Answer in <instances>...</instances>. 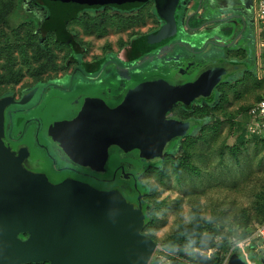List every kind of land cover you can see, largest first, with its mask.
Instances as JSON below:
<instances>
[{
	"label": "rangeland",
	"instance_id": "obj_1",
	"mask_svg": "<svg viewBox=\"0 0 264 264\" xmlns=\"http://www.w3.org/2000/svg\"><path fill=\"white\" fill-rule=\"evenodd\" d=\"M192 1L185 0L180 9V15L184 18L186 16L188 19L192 11ZM37 2L0 0V97L8 94L21 97L35 86L42 85L40 89L36 88L30 100L11 105V120L9 118L6 121L5 134L13 145L17 144H14L8 132L11 137L22 138L21 141L18 139L19 144H27L32 158L40 160L49 173L55 174V168L67 162L60 158L44 134V109L54 95L69 97L66 95L69 92L62 87L72 86L76 82V88L72 89L76 91L82 88L79 87L82 84L80 81L86 83L85 80H89L84 73H80L83 63L114 59L116 56L121 57L108 67L117 74L131 67L138 77L157 73L168 76L172 74L169 66L159 68V61L148 55L160 49L169 50L171 46L165 47V44L145 54L146 58L142 55L126 62L122 58L125 53L123 48L130 45L135 37L153 31L162 22L154 4L148 3L144 8L129 12L108 6L89 9L68 25L83 49L82 65H79L71 60L70 48L58 40L55 33L42 35L40 27L48 11ZM198 3L197 9L202 10L191 20L192 27L180 25L176 48L172 52L166 50V54L171 52L178 57L174 64H179V71L186 69L193 58L205 63L214 56L225 57L227 50L222 40H232L230 36L214 33L220 25L216 29L214 25H208L201 31L193 32L192 28H202L204 21L219 19V15L224 18L226 15L219 11V7L216 8L214 0H198ZM201 38L207 40L208 44L202 47ZM192 41L195 48L190 50ZM164 59L170 58L165 56ZM259 63V66L264 64L263 56ZM193 73L194 70L185 73V76H193ZM104 76L99 75L100 81L94 84L103 85ZM71 78L74 83L67 81ZM105 82L114 85L117 81L112 77L109 80L106 78ZM263 93L264 85L253 71H247L221 85L218 105L210 112L212 115L209 112L205 115L203 122L208 127L216 128H206L204 131L197 129L194 133L195 143L187 137L181 139L170 152L172 157L169 160L141 176L143 183L149 187L144 198L155 218L143 232L157 242L148 264H152V261L155 264H172L175 259L181 258L192 262L197 251L206 252L212 257L219 253L226 259L233 250L237 251L239 241L252 237L264 224V142L252 140L243 127L249 120L248 113L244 112ZM21 99L16 98L17 101ZM60 102V99L52 102V109ZM203 105L195 103L194 107L204 109ZM180 111L181 108L177 106L170 114L177 116ZM64 115L61 112L56 117ZM185 158L191 167L182 168L176 173L173 161ZM121 164V158L113 155L109 170L105 174H94L93 181L120 184L117 182V170ZM161 174H164L162 180ZM181 224L186 226L191 241L182 247L171 246L169 237ZM256 246L254 243L246 249L254 264H262V251L255 250ZM238 253L242 259L245 258L241 251Z\"/></svg>",
	"mask_w": 264,
	"mask_h": 264
},
{
	"label": "water",
	"instance_id": "obj_2",
	"mask_svg": "<svg viewBox=\"0 0 264 264\" xmlns=\"http://www.w3.org/2000/svg\"><path fill=\"white\" fill-rule=\"evenodd\" d=\"M46 1L51 13L44 23L65 35L68 21L96 0ZM107 1L123 5L144 0ZM161 32L177 35L173 16ZM246 67L219 59L192 77L179 71L135 79L117 94L109 87H83L69 97L54 95L43 117L44 134L56 153L94 174H105L116 154L122 160L120 184L49 173L32 159L27 144L13 145L5 134L8 106L30 100L36 89L19 101L11 94L0 97V264H148L157 242L143 233L149 212L140 178L197 125L169 114L176 105L212 99L228 76ZM56 99L61 102L53 110ZM61 112L65 115L56 117ZM195 258L198 264H216L206 252L197 251ZM228 264L247 262L233 252Z\"/></svg>",
	"mask_w": 264,
	"mask_h": 264
},
{
	"label": "flooded vegetation",
	"instance_id": "obj_3",
	"mask_svg": "<svg viewBox=\"0 0 264 264\" xmlns=\"http://www.w3.org/2000/svg\"><path fill=\"white\" fill-rule=\"evenodd\" d=\"M46 1V0H45ZM251 1L252 0H246V2H244L245 3V5H246V7H248V5L251 3ZM47 2V1H46ZM165 2H166V0H147L145 3H142V4H136V3H133L132 1H128V2H126L127 4H131V3H133V4H135L136 6H133V7H135L134 9L132 8V9H124V8H121V4H119L118 2H112V1H107V0H96V1H94V3H92V4H89V5H87L86 7H84L83 9H81L80 11H79V13H78V16L77 17H75V18H73V19H71V20H69L68 21V23L69 22H71V21H73L74 19H76V18H79L81 15H82V13L84 12V11H86V10H89V9H99V8H103V7H111V8H113V9H116V10H121V11H127V12H129V11H132V10H135V9H140V8H144L148 3H153L154 4V6H155V10H156V12H157V14H158V16L160 17V19H162V22H161V24H160V26L159 27H157V28H155L153 31H151V32H149V33H146V34H150V35H148L147 36V38L146 39H144L143 40V42H142V50H143V52H142V54L140 55V56H142V55H145V54H147L148 55V52H151V51H153V49L154 48H158V47H161V46H163V45H165L166 44V46L165 47H169V46H171L170 47V49L168 50V48H165V49H160L159 51H156V52H154V53H151L150 55H148V56H150V57H152V58H155V59H157L158 61H159V68H161V67H163V68H165V67H168L169 66V71L172 73V74H169L168 76H174L176 73H178L179 72V69L180 68H177V65H179V64H174L175 63V60H178V57L176 56V54H173V53H171L172 51H173V49H175L176 47H175V44L177 43V35L176 36H166L165 34H166V32L168 31V28H166L165 30H164V33H160V30H161V28L165 25V24H167L168 23V20H170L171 19V16H173L174 17V15H173V7H174V4H175V2H176V0H168V3L169 4H165ZM126 3L125 4H123V6H126ZM48 6H49V8H50V10L48 9L47 11H48V13L50 12L51 13V7H50V5H49V3L47 2L46 3ZM133 4H131V5H133ZM49 13V14H50ZM49 14H48V16H49ZM47 16V15H46ZM176 17H177V10H176V15H175V19H176ZM67 23V24H68ZM204 28V27H203ZM159 32V33H158ZM168 33V32H167ZM146 34H143V35H140V36H137V37H135L131 42H130V45H128L127 47H124L123 48V51L125 52L124 53V56H122V58L124 57L125 59H124V61L126 60V62L128 61V60H132V59H134V58H132L131 56H128L127 57V52H128V55H129V52H130V48L131 47H134V44H135V42L139 39V38H144L143 36H145ZM156 34H158V36H156ZM201 40L202 41H204V43H202L203 45H202V47L204 46V45H207L208 44V41L207 40H203L202 38H201ZM252 43V44H251ZM201 45V44H200ZM252 45H253V42H251V40H246V42L244 43V46H243V54H244V56L241 58V56L240 55H238V56H233V57H235L234 59H236V60H238V59H240V60H242V61H245V62H247V67L245 68V70L244 71H238V72H236L235 74H233V75H230V76H228L223 82H228L229 80H231V79H234V78H236V77H238V76H241L242 74H244L246 71H249V70H251L252 68H251V65L254 63V55L252 54V51H253V47H252ZM166 50H168V51H171L169 54H166ZM192 50V49H191ZM167 51V52H168ZM193 52H194V50H193ZM126 55V56H125ZM147 55H145L144 56V58H146L147 57ZM177 55H180V54H177ZM165 56H167V58H170V59H164V57ZM121 57V56H120ZM121 58V59H122ZM220 58V57H219ZM219 58H216V59H213L212 61H207V62H205V63H199L197 60H195V58H193V59H191L190 61H189V65H188V67L185 69H183L182 68V70L181 71H183L184 73H187V74H189V73H191L193 70H194V73H193V76L199 71V69H201L203 66H205V65H207V64H209V63H211V62H213V61H215V60H217V59H219ZM222 59H225V60H231V61H233L234 59H231V58H229V57H227V56H225V57H222ZM110 61H112L110 64H109V67H111L112 66V63L113 62H115L116 60H115V58L114 59H110ZM93 63H95V62H93ZM93 63H91V64H93ZM172 64H174V66H171ZM164 65V66H163ZM81 67V66H80ZM109 67L106 69V70H104L102 73H100L99 75L100 76H104L103 74H105L106 76H104L105 78L103 79L104 81H103V85H101L100 84V86L97 84V82H99L100 81V79H99V75H96V74H94V69L93 68H91L90 66H89V64L88 65H86V63H84V65H83V67H81L82 69H80V73L82 72V73H84L86 76H85V78H89V80H85V82L86 83H84V81L83 80H81L80 82L82 83L81 84V86H79L80 88L82 87H89V88H97V87H101V88H103V87H109L111 90H112V93L113 94H117L118 92H119V88H120V86L121 85H124V84H127V83H129L130 81H133V80H135V79H138V78H142V77H138L137 75L138 74H134L133 73V69L131 68V67H127V71L125 70L123 73H120V74H117L113 69L112 70H110L109 69ZM126 69V68H125ZM129 70V71H128ZM157 74H159V73H157ZM78 75V74H77ZM140 75V74H139ZM149 75V74H148ZM148 75H144V76H148ZM150 75H155V74H150ZM159 75H163V74H159ZM114 78L115 77V80L117 81L116 83H113L114 85H111V83L110 82H105L106 81V78H108V80H109V78ZM189 77H192V76H189ZM75 79V78H74ZM95 79H97V80H95ZM68 82H70V81H73V83H74V80L71 78V79H69V80H67ZM95 81H97L96 82V85L94 84V82ZM76 84H77V82H76ZM76 84H73L72 86L70 85V86H68V87H62V88H64V90L66 91V92H69L68 94H66V95H71V94H73V93H75L76 91L75 90H73V89H75L76 88ZM42 86V85H41ZM41 86H35V88H33L32 90H34V89H36V88H38V89H40V87ZM49 86V85H48ZM57 86H58V84H57ZM78 87V88H79ZM119 87V88H118ZM73 88V89H72ZM79 88V89H80ZM67 89H70L69 91H67ZM28 92V91H27ZM65 92V93H66ZM64 93V94H65ZM64 94H61L62 96H64ZM11 95H14L15 96V99L17 98V99H21V97L24 95H22L21 97H17L15 94H11ZM177 106H181V107H186V106H183V105H181V104H179V105H176V106H174V107H177ZM173 107V108H174ZM11 108V106H9L8 108H7V110H6V121L7 120H9V116H10V114H9V109ZM173 110V109H172ZM170 116H173V115H171V114H169ZM173 117H177V118H180V119H183V118H181V117H178V115L177 116H173ZM10 120H11V118H10ZM185 120H187V119H185ZM39 134V133H38ZM8 135H9V137L13 140V142H15L14 144H19V141H18V139L21 141V139L22 138H18V137H11L10 136V133L8 132ZM179 141V140H178ZM173 146V145H172ZM33 159V158H32ZM34 160V159H33ZM55 170H56V172L57 173H55V174H57V176H61V175H67V174H69V175H75V176H84V177H86V178H88V179H91V180H93V178L95 177V175L93 174V172H90V171H88V170H85V169H82V168H79V167H77V166H75V165H73V164H62V165H58L56 168H55ZM54 174V175H55ZM95 179V178H94ZM23 237H26V235L25 236H23ZM25 264H27V263H25Z\"/></svg>",
	"mask_w": 264,
	"mask_h": 264
},
{
	"label": "trees",
	"instance_id": "obj_4",
	"mask_svg": "<svg viewBox=\"0 0 264 264\" xmlns=\"http://www.w3.org/2000/svg\"><path fill=\"white\" fill-rule=\"evenodd\" d=\"M37 1H38L37 2L38 5L43 6L47 10L48 9L50 10V8L46 4L47 2L45 0H37ZM132 2L136 3V4H142V3H145L146 1L144 0V1H141V2L140 1H132ZM133 3H131V4H133ZM131 4H126V6H123V5H120V6H121V8H124V9H132V8L134 9L135 7H133V6H136V5L135 4L131 5ZM177 6H178L177 3L175 2L174 7H173V15H174V17L176 15ZM48 14L45 17V20L48 17ZM45 20L43 21V23H42V25L40 27L42 35H48L50 33H55L57 39L62 41L65 44H67V46L70 48L71 60L77 62V64H79V65H82L81 64L82 63V61H81L82 59L81 58H82L83 49H82V46L79 44V42H77L75 40L73 33L69 30L68 25H69L70 22L67 24V33L65 35H59L56 32V30L52 29L49 25L44 23ZM176 23H177V21H176ZM148 35H150V34H146L145 36H143L144 38H139L135 42L134 47L130 48L129 55H128V52L126 53L127 57L131 56L132 58H137V57H139L142 54V52H143V50H142V42H143L144 39L147 38ZM177 38H178V34H177ZM119 57L120 56H116L115 60H117V58H119ZM111 62L112 61H110V59L106 58V59H100L98 62H95L93 64L86 63V65L89 64V66L94 69V74L99 75L100 73H102L104 70H106L108 68V66H109V64ZM83 65H84V63H83ZM143 77H145V76H143ZM259 81L264 85V80H259ZM224 83H226V82H223L221 85H223ZM221 85H219L217 87L215 95H214V97L212 99L195 102L196 104H202V105L204 104L203 105V107H205L204 109H200V107H198V106L194 107L195 103H193L191 106H188V107H181L180 106L181 111L178 114V117H181L183 119H191V120H196L197 121V125L194 127V129L191 131V133L188 136H186L187 138H189L191 140L192 143L196 142V138H195L194 133H195V131L197 129L201 128V130L204 131V130H206V128H212V127H208V126L204 125L203 122L205 120V115L208 114V112H209V115H212V113H210V112H212V110H214L217 107V105H218L217 101H218L219 87ZM263 97H264V93L258 100L262 99ZM252 105L244 112V113H248L249 118H250V109L252 108ZM189 112H192V113L190 114ZM243 127H245V131H246V123L243 125ZM215 128H216V126H213L212 130L215 129ZM200 138H205V136H201ZM252 138H253L252 140H254V141L264 142V139H262V138H259V137H252ZM179 141L177 140V141L174 142V144L171 147L169 153L164 157V159L162 161L157 162L155 165L149 167L143 174H145L149 169L155 168V167L161 165L165 160H169V158L172 157V155H169L170 152L174 149L175 145ZM178 162H180V163H178ZM190 167H191L190 162H189V160H186V158L185 159H179V161L178 160L173 161V168H174L176 173H178L182 168L188 169ZM95 175H98V174H95ZM163 175L164 174L160 175V180L163 179ZM107 181H109V180H107ZM117 182L122 183V181H121V179L119 177H117ZM140 182L143 184V186L145 188V191H144L145 193L143 194V198L142 199H143V201L145 203V207L148 208V212H149V221H148V224H147V226H148L150 223L153 222V220H155V218L152 217L151 208L149 207L148 202L144 198L145 194H147L148 191H149V187L145 183H143L142 177L140 178ZM185 228H186V226L181 224L180 228L177 231H175L169 237L168 241H169L171 246L182 247V246H185L188 243H190L191 237H189V235L187 233L188 231L186 232ZM214 258L216 259V264H223V262L225 260L224 256H221L219 253H216ZM41 263H47V262H40V263H36V264H41ZM155 263H156L155 261L154 262L152 261V264H155ZM172 264H198V262L196 261V258L194 257L192 262L181 258V259H175V261Z\"/></svg>",
	"mask_w": 264,
	"mask_h": 264
},
{
	"label": "crops",
	"instance_id": "obj_5",
	"mask_svg": "<svg viewBox=\"0 0 264 264\" xmlns=\"http://www.w3.org/2000/svg\"><path fill=\"white\" fill-rule=\"evenodd\" d=\"M216 4V8L219 7V11L222 13L226 14L224 18L219 15V19H214L210 21H204V26L202 28L198 29H193V32H196V30L201 31L203 27L205 28L206 26L214 25L215 31L214 33L217 35H222V36H230L232 40L230 41H223L222 40V45L227 50L226 56L234 59L235 56L240 55L241 58L244 56L243 54V46L246 40H251L253 42V51L252 54L254 55V63L251 66V70L256 72L258 80H264L263 75H264V64L259 66V60H261V57L263 56L264 60V48L261 46V43L263 41V30H262V24L260 22V19L258 18L257 12H256V4L255 0H252L251 3L246 7L245 3L246 0H214ZM177 3V15L176 21L178 25V38H179V27L180 25L183 24L187 25L188 27H192L191 20L193 19L196 14L202 10L201 8L197 9V6L199 5L198 0H193L192 3L190 4V8L192 6V11L189 12L188 19L180 15V9L184 6L183 3H185V0H176ZM219 21V22H216ZM239 33L238 37L235 38V35ZM177 37V36H176ZM177 38V41L179 39ZM235 38V39H234ZM202 41V40H201ZM193 45H190V50L195 48V43L192 41ZM204 43V41H202ZM252 44V43H251ZM203 45V44H201ZM180 53V51H179ZM181 54V53H180ZM219 57H212L209 59V61H212L213 59H216ZM240 58V59H241ZM222 59V58H219ZM217 59V60H219ZM236 60L234 59L233 61L236 62H242V63H247L242 60ZM231 61V60H230ZM248 65V64H247ZM245 69L241 70L244 71ZM247 72V71H246ZM259 101V100H258ZM256 101V102H258ZM255 102V103H256ZM255 103L252 105V107L255 105ZM263 254V253H262ZM254 263V262H253Z\"/></svg>",
	"mask_w": 264,
	"mask_h": 264
},
{
	"label": "built area",
	"instance_id": "obj_6",
	"mask_svg": "<svg viewBox=\"0 0 264 264\" xmlns=\"http://www.w3.org/2000/svg\"><path fill=\"white\" fill-rule=\"evenodd\" d=\"M256 4V12L260 22L262 24L263 30V41L261 46L264 48V0H255ZM264 78V75H263ZM246 134L250 137H259L264 139V97L260 99L255 105L250 109V118L246 123ZM256 243L255 250H261L264 252V224L259 227V229L252 235V237L248 238L245 241H239L237 244V251H241L245 256L244 260L247 264H254L249 257V253L247 252L246 247H251L252 244ZM254 247V246H253ZM235 252L234 250L229 253L228 257L224 260L223 264H228V260L230 255ZM210 255V254H209Z\"/></svg>",
	"mask_w": 264,
	"mask_h": 264
}]
</instances>
